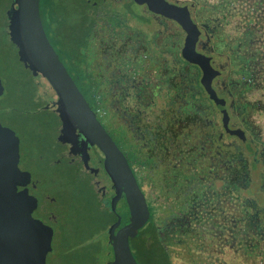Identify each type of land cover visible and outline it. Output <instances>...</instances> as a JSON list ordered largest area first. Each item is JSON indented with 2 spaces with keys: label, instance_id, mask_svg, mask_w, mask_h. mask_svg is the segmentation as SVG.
Here are the masks:
<instances>
[{
  "label": "flooded vegetation",
  "instance_id": "flooded-vegetation-1",
  "mask_svg": "<svg viewBox=\"0 0 264 264\" xmlns=\"http://www.w3.org/2000/svg\"><path fill=\"white\" fill-rule=\"evenodd\" d=\"M84 1L95 19L91 39L79 71L63 64L144 196L148 218L129 239L136 263L264 264V60L243 7L229 0H162L196 28L189 30L196 38L193 64L184 58L191 54L185 51L188 32L146 3ZM12 4L0 0L7 29ZM22 69L32 80L24 63ZM79 143L84 147L82 137L62 152L57 146V154L62 169L89 173L111 220L102 260L111 264L108 238L129 224L131 212L103 154L89 147L88 163ZM22 163L20 153L19 169L30 173ZM30 174L18 192L26 189L36 199L35 218L54 236L55 216L34 194L39 180Z\"/></svg>",
  "mask_w": 264,
  "mask_h": 264
},
{
  "label": "water",
  "instance_id": "water-1",
  "mask_svg": "<svg viewBox=\"0 0 264 264\" xmlns=\"http://www.w3.org/2000/svg\"><path fill=\"white\" fill-rule=\"evenodd\" d=\"M90 5L101 0H86ZM138 4L146 3L150 12L164 16L178 23L188 32L185 41L184 58L193 64L195 60V37L189 30L196 29L189 16L182 15L177 9L162 0H135ZM40 0H14L16 9L7 12L11 25L9 35L17 37L10 40L18 47L19 55H29L39 72L47 81L59 101V106L73 124L78 137H82L83 145L88 149L95 146L105 157L107 172L114 173L121 186V197L131 212L129 224L119 229L108 238L112 248L111 264H137L129 246V239L137 235L148 218V210L144 196L131 172L126 158L97 119L96 113L82 95L66 66L60 60L49 42L42 25ZM4 87L0 79V96ZM19 137L8 127L0 123V264H46L47 255L52 251V228L32 216L33 207L29 203L32 198L26 189L18 192L19 187H26L31 174L19 169ZM88 145L89 147H87ZM113 169V171H112ZM119 220L115 228L119 226Z\"/></svg>",
  "mask_w": 264,
  "mask_h": 264
},
{
  "label": "rangeland",
  "instance_id": "rangeland-1",
  "mask_svg": "<svg viewBox=\"0 0 264 264\" xmlns=\"http://www.w3.org/2000/svg\"><path fill=\"white\" fill-rule=\"evenodd\" d=\"M53 1L58 2L59 0ZM61 1L64 3L61 4L64 6V9H60V13L63 17L67 18L66 20H75V18L80 19L86 15L91 16L89 13H92V10L84 7L81 0ZM46 7L47 0H40L39 10L41 14ZM133 11L138 13L139 8L134 7ZM104 13H116L123 17L125 11L108 10L104 11ZM2 18L6 21L4 16ZM8 25L11 24L9 23ZM10 37L17 40V37L13 35H9V39ZM1 41L0 79L4 87V93L0 96V123L15 131L20 137L19 147L23 160L22 165H24V167L39 180L37 190L34 194L39 198L40 204L45 205V211L48 212V203L45 201L43 202V193H49L53 196L55 195L56 198L60 199L61 197L59 194H63V192L65 193L64 197H66V200L61 202L65 206V212L61 210L59 213L62 215L64 225L71 226V224L76 220V217L69 214L72 210L69 206H73L76 203L87 206L83 208V215H85L88 205L90 209H94L95 205L97 208L99 207L93 200L94 197L92 192H94V187L90 181L89 173L86 170H78V180L65 178L64 176H61L60 172L58 173V168L63 167V162L60 161V154H57V146L60 149V152H62L63 147L66 149L69 144H77V140L79 138L77 133L78 131H74L72 136V122L65 116V113L60 108L59 101L51 87L39 72L31 57L24 53L23 48L20 45L21 51L23 52L20 55V59L24 65L29 68L32 79L38 86V93H36V97L34 96L32 98L30 95H26V93L23 92L25 89L22 90V88H20V84L23 81V78L29 81L30 77L27 75L25 70L19 66L17 62V51L14 50L13 46L7 43L9 40L5 42V38L3 37ZM79 47L81 48L80 44ZM68 48L69 47L66 49L67 51H63L61 58L63 62L66 63L65 65L69 68V70L75 73L79 71V62L82 59L72 47L70 51H68ZM35 101H39L40 109L35 110ZM262 121H264V116ZM41 132H43L46 143L41 142V139L39 138V134H41ZM47 146L48 148H50V146H54L56 149L53 152L52 149H46ZM86 146L89 147L88 145ZM79 150H82V154L85 156L84 159L88 161V163L89 161H92L87 148L85 146H80V143ZM53 160L58 162L56 167L51 165L48 166V162ZM108 175L112 177L115 176L114 173L111 174L109 172ZM99 177L102 180V177ZM85 186H89L92 190L86 188ZM67 198L69 201H67ZM29 203L33 207L32 216L35 218L38 214L35 213L34 210L37 209L38 203L32 198L29 199ZM79 224L83 227L82 222ZM101 230L97 228L95 230L96 234H99ZM101 239H103V242L107 244V234H104ZM53 263L62 264L63 262L57 260ZM101 264H103V262Z\"/></svg>",
  "mask_w": 264,
  "mask_h": 264
},
{
  "label": "trees",
  "instance_id": "trees-1",
  "mask_svg": "<svg viewBox=\"0 0 264 264\" xmlns=\"http://www.w3.org/2000/svg\"><path fill=\"white\" fill-rule=\"evenodd\" d=\"M81 2L84 7L91 9L86 5L84 0H81ZM229 2H234L243 7L245 25L246 27H251L258 45L256 50H258L264 60V0H229ZM61 4H64L61 0L58 2L47 0V7L43 10L42 14L40 13V17L49 42L63 62L61 56L63 51H67V47H69L68 51H70L72 47L78 55L83 56L81 52L86 51L87 43L91 39L90 34L92 33L91 31H93L92 26L94 25L95 19L94 16L91 15L92 13H89L91 16L86 15L80 19L75 18V20H66L67 18L63 17L60 13V9H64V6ZM2 17L3 14L0 17V42H2L1 40L3 37L5 38V42L9 40L7 43L13 46L14 50L17 51V62L20 67H23V62L18 53L19 49L8 38L9 31ZM20 88H22V90L25 89L23 92L33 98L36 96L38 86L33 79L27 81L23 78ZM34 103L35 110L40 109L39 101H35ZM51 149L54 152V146L48 148V150ZM49 165L56 167L55 160L49 161L48 166ZM58 169V173L60 172L61 176L65 178L79 179L78 168H74L73 170ZM85 187L92 190L89 186ZM92 193L94 202L99 206L95 191ZM64 194V192L63 194H59L61 199L49 193H43L42 195L43 199L48 202V210L55 216L56 221L53 242L51 244L52 251L47 255L46 264H54L53 262L57 260L62 261V264H100L108 251L107 244H105L101 238L104 236L105 230L111 220L101 210L100 206L97 208L95 205L94 209H90L88 205V209L85 215H83V208L87 206L76 203L73 206H69L70 209H72L69 214L75 216L76 220L71 226H65L62 215L59 213L61 210L65 212V206L61 203L66 200ZM67 201H69L68 198ZM80 222L83 223V227L79 224ZM97 228H99V230L102 229L99 234H96L95 230Z\"/></svg>",
  "mask_w": 264,
  "mask_h": 264
}]
</instances>
